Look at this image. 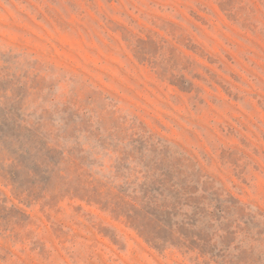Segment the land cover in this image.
Instances as JSON below:
<instances>
[{"label":"rangeland","instance_id":"374dc122","mask_svg":"<svg viewBox=\"0 0 264 264\" xmlns=\"http://www.w3.org/2000/svg\"><path fill=\"white\" fill-rule=\"evenodd\" d=\"M0 264H264V0H0Z\"/></svg>","mask_w":264,"mask_h":264}]
</instances>
